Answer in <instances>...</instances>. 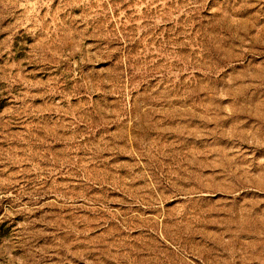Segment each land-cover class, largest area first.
I'll list each match as a JSON object with an SVG mask.
<instances>
[{
	"label": "rangeland",
	"instance_id": "374dc122",
	"mask_svg": "<svg viewBox=\"0 0 264 264\" xmlns=\"http://www.w3.org/2000/svg\"><path fill=\"white\" fill-rule=\"evenodd\" d=\"M0 264H264V0H0Z\"/></svg>",
	"mask_w": 264,
	"mask_h": 264
}]
</instances>
